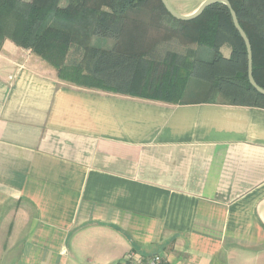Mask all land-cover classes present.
<instances>
[{
	"label": "crops",
	"instance_id": "1",
	"mask_svg": "<svg viewBox=\"0 0 264 264\" xmlns=\"http://www.w3.org/2000/svg\"><path fill=\"white\" fill-rule=\"evenodd\" d=\"M20 51L0 49V264H264V109L77 87Z\"/></svg>",
	"mask_w": 264,
	"mask_h": 264
},
{
	"label": "trees",
	"instance_id": "2",
	"mask_svg": "<svg viewBox=\"0 0 264 264\" xmlns=\"http://www.w3.org/2000/svg\"><path fill=\"white\" fill-rule=\"evenodd\" d=\"M153 1L181 37L212 51L211 60L198 59L194 50L159 58L143 47L145 25L131 15L143 14ZM227 1L250 43L253 79L264 90V0ZM95 39L113 45L102 49L92 44ZM6 40L77 87L174 104L183 103L195 82L207 92L199 103L221 96L229 105L264 109V96L248 82L245 45L222 4L182 22L160 0H0V49ZM223 47L230 50L227 58Z\"/></svg>",
	"mask_w": 264,
	"mask_h": 264
},
{
	"label": "rangeland",
	"instance_id": "3",
	"mask_svg": "<svg viewBox=\"0 0 264 264\" xmlns=\"http://www.w3.org/2000/svg\"><path fill=\"white\" fill-rule=\"evenodd\" d=\"M167 1L169 6L172 8L174 12H176L179 15L185 16L195 11L205 0H167ZM157 4H158L157 1H153L151 2L148 9L143 11V14L131 15V17L137 18L139 22H142L145 25L146 29L145 28L144 29L146 31L145 32L146 36L142 43L143 47L150 48L151 53H153L155 57H159V58H163L168 53H177L184 55L187 52V50H194L195 55L198 59L205 61L211 60L212 51L204 47L199 48L195 44H191L188 41H186L183 37H181L179 33H177V31L172 26L169 25L168 20L165 18V16H163L160 13V10L157 8ZM172 25L174 26V24ZM109 41H107L108 44ZM5 42H9L15 47H17L10 40H6ZM19 49L21 50L20 52L22 54L28 53L32 55V59L41 62L48 69L50 74L56 77V79H58L63 83H67L60 80L57 77V73L55 69L52 68L50 65H48L45 61L38 58L37 56H35L34 54L30 53L27 50H24L22 48ZM221 50L223 52V55L228 54L229 51L228 48L223 47ZM75 58H77V56ZM187 89H188L187 90L188 94L184 96L183 102L202 101L205 98H207V92L205 88L196 85L195 82H189ZM210 98L211 97H209V99ZM212 99L214 102L225 103V100L221 96H213Z\"/></svg>",
	"mask_w": 264,
	"mask_h": 264
},
{
	"label": "water",
	"instance_id": "4",
	"mask_svg": "<svg viewBox=\"0 0 264 264\" xmlns=\"http://www.w3.org/2000/svg\"><path fill=\"white\" fill-rule=\"evenodd\" d=\"M160 2L170 17H172L173 19H175L177 21H182V22H188V21H192V20L198 18L204 12L205 9H207L208 7H211L215 4L224 5L229 11L234 29L239 34V36L242 39V41L245 45V48H246L248 82H249L250 86L257 93L264 96V90L261 89L259 86H257V84L255 83V81L253 79V75H252V53H251L250 43H249L248 38L246 37L245 33L241 29L239 23H238L235 12L232 10V8H231V6L227 0H205L195 11H193L191 14L185 15V16L179 15L176 12H174L172 10V8L169 6L167 0H160Z\"/></svg>",
	"mask_w": 264,
	"mask_h": 264
},
{
	"label": "built area",
	"instance_id": "5",
	"mask_svg": "<svg viewBox=\"0 0 264 264\" xmlns=\"http://www.w3.org/2000/svg\"><path fill=\"white\" fill-rule=\"evenodd\" d=\"M121 264H166V260L158 254L142 256L131 251L126 254Z\"/></svg>",
	"mask_w": 264,
	"mask_h": 264
}]
</instances>
